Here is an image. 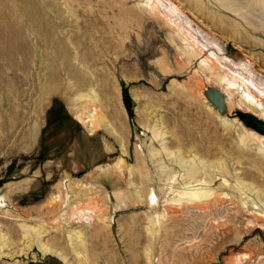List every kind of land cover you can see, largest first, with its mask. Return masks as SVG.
Segmentation results:
<instances>
[{
  "label": "rangeland",
  "instance_id": "rangeland-1",
  "mask_svg": "<svg viewBox=\"0 0 264 264\" xmlns=\"http://www.w3.org/2000/svg\"><path fill=\"white\" fill-rule=\"evenodd\" d=\"M153 1L0 0V264H264V120L185 52L264 79V0Z\"/></svg>",
  "mask_w": 264,
  "mask_h": 264
},
{
  "label": "bare ground",
  "instance_id": "bare-ground-1",
  "mask_svg": "<svg viewBox=\"0 0 264 264\" xmlns=\"http://www.w3.org/2000/svg\"><path fill=\"white\" fill-rule=\"evenodd\" d=\"M160 5L168 9L171 17L176 18V20L180 19L181 21V22L179 21L180 26L183 27L186 30L185 32L186 33L188 32V34H190L192 38L195 37L192 34L193 27L191 24V20L185 18L184 20L181 17V15L179 14L180 10L177 5L173 3L167 5L161 0H154L151 7L160 8ZM196 41H197L196 44L199 43L198 38L196 39ZM193 46L188 45L186 47L185 52L188 55H190V57H194V58L199 56L201 57L205 56V58L201 62L202 69L207 70L208 72L209 71L214 72L216 69L224 70L223 74H219V78L221 80V83L224 82L226 85L228 98H231L233 95L237 94L240 103L246 108L247 111L255 113L256 115L260 116L261 119L264 120V100L262 98L264 97V79L257 77L255 71L251 69L246 63L237 64L236 62L234 63L226 56H219V53L215 52L212 49H209L211 53L208 54L206 50L201 46H198V49ZM254 110H256L260 115L257 114V112H255ZM97 119H98L97 110L93 108V111H91V113L84 119V121L89 124V127L91 129L95 130L98 127ZM248 131H249L248 133L254 139L258 140L259 142H264L263 134H260L259 132L252 129H249ZM101 172H103V170ZM190 195H192V197L194 198L201 199L203 197H206L208 193L205 191L204 192L192 191L190 192ZM152 200H158V196L156 195V193H153ZM37 234L39 236L40 232H38ZM40 246L43 251L46 252V250H48L44 244H41ZM2 249L3 247L0 246V250Z\"/></svg>",
  "mask_w": 264,
  "mask_h": 264
},
{
  "label": "water",
  "instance_id": "water-1",
  "mask_svg": "<svg viewBox=\"0 0 264 264\" xmlns=\"http://www.w3.org/2000/svg\"><path fill=\"white\" fill-rule=\"evenodd\" d=\"M209 98L220 108L225 110V100L222 94L209 95ZM244 121L248 127L264 135V123L252 114H246Z\"/></svg>",
  "mask_w": 264,
  "mask_h": 264
}]
</instances>
